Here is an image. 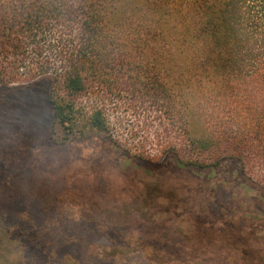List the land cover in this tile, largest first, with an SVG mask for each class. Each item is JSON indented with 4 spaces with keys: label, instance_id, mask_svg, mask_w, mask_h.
I'll list each match as a JSON object with an SVG mask.
<instances>
[{
    "label": "trees",
    "instance_id": "obj_1",
    "mask_svg": "<svg viewBox=\"0 0 264 264\" xmlns=\"http://www.w3.org/2000/svg\"><path fill=\"white\" fill-rule=\"evenodd\" d=\"M40 79L63 146L101 135L120 148L116 107L162 155L238 162L264 196V0H0L1 83Z\"/></svg>",
    "mask_w": 264,
    "mask_h": 264
},
{
    "label": "rangeland",
    "instance_id": "obj_2",
    "mask_svg": "<svg viewBox=\"0 0 264 264\" xmlns=\"http://www.w3.org/2000/svg\"><path fill=\"white\" fill-rule=\"evenodd\" d=\"M50 86L0 81V264H264V204L251 199L264 196L238 162L182 165L116 107L120 148L101 135L63 146Z\"/></svg>",
    "mask_w": 264,
    "mask_h": 264
}]
</instances>
